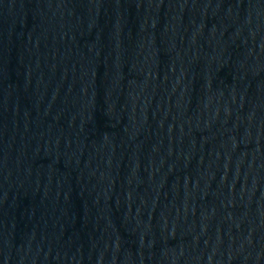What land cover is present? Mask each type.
I'll return each instance as SVG.
<instances>
[{"label":"water","instance_id":"95a60500","mask_svg":"<svg viewBox=\"0 0 264 264\" xmlns=\"http://www.w3.org/2000/svg\"><path fill=\"white\" fill-rule=\"evenodd\" d=\"M0 264H264V0H0Z\"/></svg>","mask_w":264,"mask_h":264}]
</instances>
